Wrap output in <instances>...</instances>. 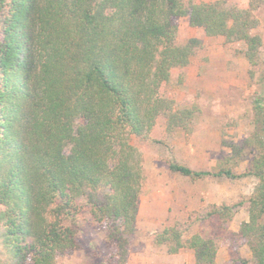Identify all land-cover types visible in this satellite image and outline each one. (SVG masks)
I'll return each mask as SVG.
<instances>
[{
	"label": "trees",
	"instance_id": "obj_1",
	"mask_svg": "<svg viewBox=\"0 0 264 264\" xmlns=\"http://www.w3.org/2000/svg\"><path fill=\"white\" fill-rule=\"evenodd\" d=\"M263 1L240 8L221 0H0V264H56L57 254L77 250L81 207L96 222H118L107 237L123 255L144 181L130 137L147 139L161 114L169 129L193 114L161 95L170 71L187 66L200 44L178 45L176 20L242 42L254 66L262 40L252 33L253 10ZM254 112L260 152L246 173L176 162L169 169L192 180L255 177L239 234L253 264H264L263 98ZM235 206L214 214L229 221ZM181 235L166 227L154 243L169 245V254L192 250L194 264H216L212 239Z\"/></svg>",
	"mask_w": 264,
	"mask_h": 264
},
{
	"label": "rangeland",
	"instance_id": "obj_2",
	"mask_svg": "<svg viewBox=\"0 0 264 264\" xmlns=\"http://www.w3.org/2000/svg\"><path fill=\"white\" fill-rule=\"evenodd\" d=\"M189 1L216 0H185ZM221 1L226 7L247 8L250 0ZM253 15L258 25L252 33L262 40L254 66L244 56L242 42L209 37L201 28L189 26L187 17L176 20V43L196 39L200 44L187 66L170 71L161 95L173 101L175 110L191 109L193 114L184 118L183 127L172 129L161 114L147 139L130 137V144L141 154L144 181L133 231L126 234L125 253L107 237L118 222H96L79 199L81 208L75 211L79 248L57 254L56 264H194L192 250L184 247L169 254V245L154 243L157 232L172 226L179 229L183 241L194 234L212 239L216 264H241L242 260L253 264L239 227L248 220L247 201L258 180L253 176L192 180L169 169V163L176 162L194 171L228 169L239 176L260 152L254 140L261 138L254 105L256 98L264 99V1ZM233 205L229 221L214 214L218 207Z\"/></svg>",
	"mask_w": 264,
	"mask_h": 264
}]
</instances>
